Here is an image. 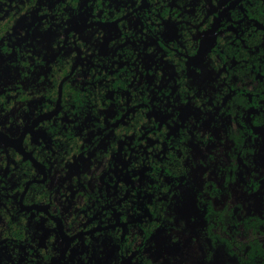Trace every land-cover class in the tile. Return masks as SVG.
I'll return each instance as SVG.
<instances>
[{
  "label": "flooded vegetation",
  "instance_id": "obj_1",
  "mask_svg": "<svg viewBox=\"0 0 264 264\" xmlns=\"http://www.w3.org/2000/svg\"><path fill=\"white\" fill-rule=\"evenodd\" d=\"M218 254L264 264V0H0V264Z\"/></svg>",
  "mask_w": 264,
  "mask_h": 264
},
{
  "label": "rangeland",
  "instance_id": "obj_2",
  "mask_svg": "<svg viewBox=\"0 0 264 264\" xmlns=\"http://www.w3.org/2000/svg\"><path fill=\"white\" fill-rule=\"evenodd\" d=\"M197 234V231L194 230V231H191L190 233V236L191 235H196ZM216 259V258H215ZM213 263V262H212ZM214 264V263H213ZM215 264H229L228 261L225 259V257H223L222 255H217V261Z\"/></svg>",
  "mask_w": 264,
  "mask_h": 264
}]
</instances>
